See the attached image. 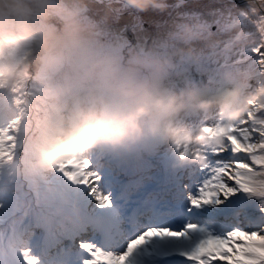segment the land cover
Returning <instances> with one entry per match:
<instances>
[{"label": "snow or ice", "instance_id": "1", "mask_svg": "<svg viewBox=\"0 0 264 264\" xmlns=\"http://www.w3.org/2000/svg\"><path fill=\"white\" fill-rule=\"evenodd\" d=\"M183 3L169 7L193 11H180ZM198 11L212 55L172 71L190 83L199 73L209 84L264 87V39L249 27L264 17L236 0ZM96 14L104 15L102 5ZM112 15L121 39L135 34L129 48L155 23L126 4ZM186 126L200 133L195 165L178 166L176 154L154 141L76 150L93 138L88 130L51 154L48 171L28 175L42 146L23 108L0 117V264H264V106L236 121L218 115Z\"/></svg>", "mask_w": 264, "mask_h": 264}, {"label": "trees", "instance_id": "2", "mask_svg": "<svg viewBox=\"0 0 264 264\" xmlns=\"http://www.w3.org/2000/svg\"><path fill=\"white\" fill-rule=\"evenodd\" d=\"M60 1L69 4V6L71 4L63 0ZM59 6L56 7L57 12L62 15L55 14L49 21L50 27L57 32H60L59 30L63 31L62 25L65 26L67 23V17L71 16L72 21L80 20L72 18L70 9ZM146 8L147 6L142 10L135 9V11L146 19L159 21V12H156L154 17H150L149 15L152 13L146 15L143 12ZM196 24L198 25L197 28H194L191 32L187 30L176 31L174 35L168 37V40L172 41L170 44L176 45V43L186 40L178 41V37L190 34L192 40L200 39L201 42L195 41L198 43L196 46L190 45V43L179 46L180 50L172 45L173 52L163 47V44L159 47L154 44L153 40L146 42L145 46L138 44V47L129 48L126 43L122 49H119L116 45H114V49L113 45L110 44L111 38L106 36L108 38L105 39L106 45L109 46L107 48L117 50L118 59L106 62L107 59L101 63L98 60L102 58V55L99 54L103 50L98 48L97 51H93V45L88 49L85 48L86 51L81 52L78 50V44L71 43L65 50L57 53L47 61L41 62L38 53L34 52L27 43L18 42L14 38L0 40V117L10 119L20 108L24 109L25 123L32 126L34 138L42 146V150L35 153L39 154V158L42 160V154L48 150L47 144L42 143L46 139L45 127L47 122L50 118H53L54 121H63V108L69 104V98L73 94L78 93L80 95V91L98 89L102 95L98 94L94 98L113 97V99H116L115 101L111 99L112 103L109 104L108 109L114 108L115 105L124 109L122 95L132 85L146 87V84H148L150 87L146 88L161 95L171 90L172 85L170 83L174 80L168 78V76L176 75V72L172 71L175 65L190 63L195 68V65L200 62V60L196 62L194 59L189 58L181 59L178 54L181 51L187 52L190 49H194L197 53L206 49V40L204 39L206 33L202 28L203 23L198 21ZM115 32L118 34L117 30ZM99 34L102 33L99 32ZM128 36L130 39L134 38L132 33ZM170 44H168V47H170ZM5 59L8 61L7 66L4 65L7 63ZM34 63L33 69H29L30 64ZM220 63H223L222 58H220ZM13 65H18L19 71L10 74L8 68ZM21 65H25V67L20 68ZM74 70H76L75 75H72L71 71ZM180 74L184 73L179 72ZM206 77L208 78L207 75ZM227 84L232 85V83ZM213 85L207 81L203 86H205V89H212ZM89 94L92 97V93L89 92ZM18 99L21 100V105L15 103ZM110 115L112 113L108 111L105 118ZM143 124L145 125V122ZM149 126L148 124L143 128H149Z\"/></svg>", "mask_w": 264, "mask_h": 264}, {"label": "clouds", "instance_id": "3", "mask_svg": "<svg viewBox=\"0 0 264 264\" xmlns=\"http://www.w3.org/2000/svg\"><path fill=\"white\" fill-rule=\"evenodd\" d=\"M126 2L129 6L142 10L154 0ZM247 3L254 14L264 12V0H247ZM55 14L57 8L54 0H0V40L14 38L18 42L27 43L38 53L40 61L45 62L78 39V29L71 16L67 17L63 32H57L50 27V18ZM204 39L207 42L205 50L197 53L190 49L187 52L181 51L178 55L181 59L189 58L196 62L204 55H212L213 43L207 36ZM217 59H220L219 55ZM17 71L18 65L8 68L10 74ZM122 102L124 109L107 118L96 115L110 103L104 97L97 98L91 110L80 106L70 107L65 116L66 123L71 122L77 112H84L85 118L74 132H68L42 154V162L47 163L52 153L62 150L81 132L93 131V138L80 145L81 150L91 149L100 143L119 146L141 133V122H147L150 130L155 131L157 125L184 109L201 112L215 109L226 121L239 120L254 105L264 106V87L254 86L252 89H246L239 83H232V86L216 92L206 88L205 91L185 90L176 94L161 95L143 85H132L123 93ZM187 162L195 165L199 160L193 154Z\"/></svg>", "mask_w": 264, "mask_h": 264}, {"label": "rangeland", "instance_id": "4", "mask_svg": "<svg viewBox=\"0 0 264 264\" xmlns=\"http://www.w3.org/2000/svg\"><path fill=\"white\" fill-rule=\"evenodd\" d=\"M63 1L66 3H71L70 6L69 4H64L60 0H54V3L56 7L60 5L59 7L63 6L65 8L70 9L72 18L80 19L79 21H73L75 26L78 29V39L73 41L72 43L75 45L78 44L79 46L78 50L83 52V51H86L85 48L88 49L91 47V45H93V51H97L98 48L103 50L100 52L101 54H99L100 56L102 55V58L98 60L99 63L105 62V60L107 59L108 61L106 62L115 61L114 59L116 58L118 59V56H117L118 51L114 50L115 49L114 45H116L119 49H122L124 44L127 43L126 41H128L126 39L128 38V36L125 35L121 39L119 33L116 34L115 32L116 29H114L113 27L115 24L120 23V21L117 19H114L113 15H110V14H112L113 9L119 8L121 4H126L129 8L133 9L134 11L135 9L138 10V8L129 6L126 0H119V1L117 0H114V1L113 0H63ZM221 1L224 2V0H184V3L181 5L180 11H183L189 8L193 9V11L187 12L186 15H179L177 14L176 10H173L172 8L169 7L170 5L177 4L178 0H154V2H150L146 6L149 8L156 7V9L152 11V14L159 12L158 16H160V19L159 21L156 20L155 23L152 25L151 29L147 31L146 33H143L141 37L139 38V40H137L136 42L137 44H141L145 46L146 42L153 40L154 44H157L159 47L162 46V44L168 45L172 43L171 40H168V37L171 35H174L176 31L180 32V31L187 30L191 32L194 28H197L198 23L196 24V22L199 21L203 24L205 23L206 18L200 15V11H198V9H202L203 6L206 4L222 3ZM236 2L243 5L245 8H247L249 15L251 17H264V12L260 13L259 15L254 14L253 11L250 10L247 0H236ZM101 5L104 7L103 8L104 15L98 17L96 14V8L97 6H101ZM169 12H172V16L175 18L174 21H170ZM57 14L62 15L60 14V12H57ZM165 21H170L167 27H163V28L157 27V24L162 25ZM261 24H264V19H262L259 22H257L256 20H251L249 23V27H251L253 31H255L257 37L262 39V33L264 32L260 30ZM145 27L147 28L148 25L145 24ZM62 29L63 31L65 30L64 25H62ZM59 31L63 32L61 30ZM99 32H101L102 34H99ZM129 34H131V32H129ZM132 35H135V34H132ZM106 36L111 38L110 44L113 45L114 49L110 50L109 48H107L109 46L106 45L105 39H108L106 38ZM190 36L192 35L189 34L188 36L178 37V41H182L183 39H186V40L182 42H178L176 43V45L170 44L169 45L170 47H167L168 50H172V52L174 51L171 48L172 45H174L175 47H178V50H180V47L183 45H188L190 43V45L196 46L198 45V43H196L195 41L201 42L200 39L192 40V37ZM140 40H143V41H140ZM6 62L7 63L4 64L5 66L8 65L7 60ZM34 65L35 63L30 64L29 69H33ZM23 67H25V65L20 66V68H23ZM75 71L76 70H74L73 72L71 71V74L75 75ZM224 85H226L225 87L230 86L229 84H224ZM146 87H150V85L146 84ZM196 112H199L200 114H206L208 111H205V112L196 111ZM189 115H195V111L191 109H184L174 116L175 118H178V123L172 126L174 130H172L173 135L170 138V146H174L175 148H178L180 146L181 140L184 139V135H182V132L186 131L191 134L190 129L186 126L187 123H185V119ZM169 122L170 123L174 122L172 117L169 118ZM162 132L164 131L162 130ZM124 145H129L132 148L131 143H123L117 147H122ZM95 146L92 149H89V151H97L98 149L95 148ZM106 147L111 148L112 145H106ZM78 149H79V146L76 150ZM39 172H42V169L39 170Z\"/></svg>", "mask_w": 264, "mask_h": 264}, {"label": "bare ground", "instance_id": "5", "mask_svg": "<svg viewBox=\"0 0 264 264\" xmlns=\"http://www.w3.org/2000/svg\"><path fill=\"white\" fill-rule=\"evenodd\" d=\"M155 9H156V7H150V8L147 7L146 9H144L143 12H144L146 15H149V14H151L152 11L155 10ZM155 15H156V13H153V14H151V15H149V16H150V17H151V16L154 17ZM147 19H148V18H147ZM166 32H167V31H166ZM168 78H170V79L173 78L174 82H178V81H179V83H180V88H181V89H184V88H186V87L192 85V83H190V82L188 81V78L185 77L184 74H180V75H179V72H178V76H177V75H169Z\"/></svg>", "mask_w": 264, "mask_h": 264}]
</instances>
